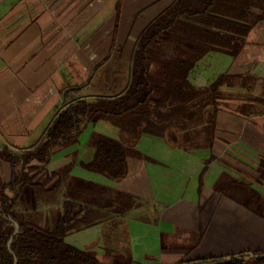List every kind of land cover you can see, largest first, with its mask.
Listing matches in <instances>:
<instances>
[{
    "label": "crops",
    "instance_id": "obj_1",
    "mask_svg": "<svg viewBox=\"0 0 264 264\" xmlns=\"http://www.w3.org/2000/svg\"><path fill=\"white\" fill-rule=\"evenodd\" d=\"M174 1L0 0V188L13 173L8 153L36 149L69 104L124 94L137 38ZM151 51L149 74L191 66L186 132L174 143L147 134L129 143L95 116L51 149L12 211L53 231L75 204L65 242L100 264L264 252V12L251 0H215L208 15L177 19ZM101 141L125 151L119 181L84 168Z\"/></svg>",
    "mask_w": 264,
    "mask_h": 264
},
{
    "label": "trees",
    "instance_id": "obj_2",
    "mask_svg": "<svg viewBox=\"0 0 264 264\" xmlns=\"http://www.w3.org/2000/svg\"><path fill=\"white\" fill-rule=\"evenodd\" d=\"M214 4L215 0H175L137 38L132 55L131 82L123 95L94 104L80 101L69 104L57 114L36 149L17 154L8 153L7 159L13 173L9 184L0 188V264H13L7 242L14 227L6 219H12L18 224V233L10 246L17 264H100L94 254L81 251L65 242L69 226L78 217L75 204L65 203V212L53 231H44L29 223L20 222L12 214V206L20 189L31 185L36 176L45 169L51 149L76 137L95 116L113 124L129 143H134L142 134L174 143L185 133L187 118L184 86L191 66L188 63L156 66V75L161 81L158 83L154 72L149 74L147 68L149 64H154L150 61L151 46L161 34L170 31L177 19L208 15ZM251 7L264 12V0H251ZM18 166L21 171L16 174L15 168ZM84 168L112 181H119L126 174L125 151L119 146L98 142L92 162L84 165ZM219 190L224 192L223 188ZM5 191L13 196H6ZM259 216L264 220V206ZM260 254L264 252H244L239 256ZM199 261L201 263L198 264H264V258L239 261L223 260L219 257Z\"/></svg>",
    "mask_w": 264,
    "mask_h": 264
},
{
    "label": "water",
    "instance_id": "obj_3",
    "mask_svg": "<svg viewBox=\"0 0 264 264\" xmlns=\"http://www.w3.org/2000/svg\"><path fill=\"white\" fill-rule=\"evenodd\" d=\"M4 218V217H3ZM6 221L8 223H11L12 226L14 227V232L11 235V237L9 238L8 242H7V249L10 252L11 256L13 257V264H17V260L14 256V254L11 252L10 250V246L12 243V240L14 238V236L18 233V224L13 221L12 219H6ZM257 258H264V254H260V255H249V256H239V255H231V256H227V257H222L221 259L223 260H231V259H235V260H239V261H248L251 259H257ZM206 261H210V260H206ZM201 263V261H195V262H190V263H184V264H198Z\"/></svg>",
    "mask_w": 264,
    "mask_h": 264
},
{
    "label": "rangeland",
    "instance_id": "obj_4",
    "mask_svg": "<svg viewBox=\"0 0 264 264\" xmlns=\"http://www.w3.org/2000/svg\"><path fill=\"white\" fill-rule=\"evenodd\" d=\"M150 65V64H149ZM148 68V67H147ZM152 73L154 72V78H155V80L158 82V83H160L161 81H160V79L157 77V75H156V72H157V70H158V68H155V66H152ZM26 186H28V185H26ZM25 187V186H24ZM23 188V187H22ZM21 188V189H22ZM21 189H20V191H21ZM20 191H19V193H20ZM12 194V193H11ZM20 196V194L18 195V197ZM16 202V201H15ZM15 204V203H14ZM13 204V205H14ZM12 208H13V206H12ZM11 211H12V209H11ZM12 214L15 216V214H14V212L12 211ZM16 217V219H18L20 222H23V221H21L17 216H15ZM25 223V222H24ZM224 257H226V256H224ZM222 258V257H221ZM116 261H117V256H116V259H115ZM194 262V261H193ZM190 263V262H189ZM123 264H130L128 261H126L125 263H123Z\"/></svg>",
    "mask_w": 264,
    "mask_h": 264
}]
</instances>
